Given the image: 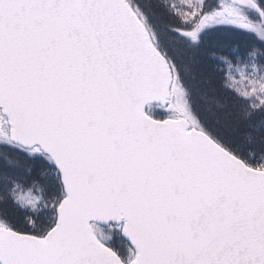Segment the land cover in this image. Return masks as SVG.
I'll use <instances>...</instances> for the list:
<instances>
[{
    "label": "snow or ice",
    "instance_id": "1",
    "mask_svg": "<svg viewBox=\"0 0 264 264\" xmlns=\"http://www.w3.org/2000/svg\"><path fill=\"white\" fill-rule=\"evenodd\" d=\"M0 264H264V0H0Z\"/></svg>",
    "mask_w": 264,
    "mask_h": 264
}]
</instances>
